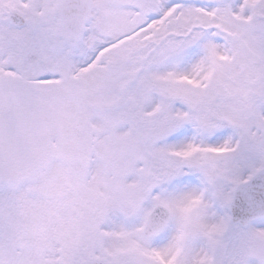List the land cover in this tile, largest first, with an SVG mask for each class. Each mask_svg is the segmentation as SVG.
<instances>
[{"label": "snow or ice", "instance_id": "6c2138e0", "mask_svg": "<svg viewBox=\"0 0 264 264\" xmlns=\"http://www.w3.org/2000/svg\"><path fill=\"white\" fill-rule=\"evenodd\" d=\"M0 264H264V0H0Z\"/></svg>", "mask_w": 264, "mask_h": 264}]
</instances>
